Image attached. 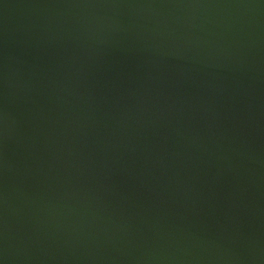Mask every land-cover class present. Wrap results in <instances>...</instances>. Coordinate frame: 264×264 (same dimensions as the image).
<instances>
[{"label": "water", "instance_id": "obj_1", "mask_svg": "<svg viewBox=\"0 0 264 264\" xmlns=\"http://www.w3.org/2000/svg\"><path fill=\"white\" fill-rule=\"evenodd\" d=\"M0 264H264V0H0Z\"/></svg>", "mask_w": 264, "mask_h": 264}]
</instances>
